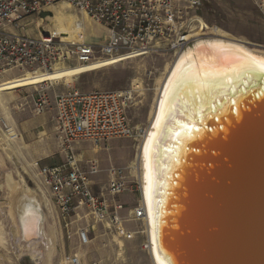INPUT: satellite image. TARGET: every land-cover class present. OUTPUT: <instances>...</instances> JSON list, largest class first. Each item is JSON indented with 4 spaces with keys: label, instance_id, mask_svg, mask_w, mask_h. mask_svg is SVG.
<instances>
[{
    "label": "built area",
    "instance_id": "obj_1",
    "mask_svg": "<svg viewBox=\"0 0 264 264\" xmlns=\"http://www.w3.org/2000/svg\"><path fill=\"white\" fill-rule=\"evenodd\" d=\"M264 18V0H253ZM208 0H0V84L12 72L48 73L72 65H91L101 61L140 58L158 50L173 52L174 58L188 45V37L208 28L202 11ZM68 5L105 33L99 40L88 37L87 30L78 41H64L35 22L41 12ZM47 19V18H45ZM42 21L44 19H41ZM29 27H34L31 30ZM30 29V30H29ZM29 31H33L29 34ZM24 75V74H23ZM45 84V83H44ZM43 85V84H42ZM53 87V85H51ZM37 89V88H35ZM136 91L83 92L70 84L54 98V124L62 164L44 167L39 174L49 189L59 219L64 222L67 239L76 235L81 246L90 243L88 227L71 232V218L81 208L95 222L108 223L122 230L124 206L117 198L124 193L138 196L137 206L129 211L130 220L141 222L145 230L143 250L155 264L147 228L148 213L143 199L140 172V148L145 130L132 125L129 111ZM34 112L43 115L50 108L48 95L37 89ZM3 131L10 127L3 121ZM5 135V133H4ZM114 139H132L137 143L134 162L127 167L107 170L108 195L97 196L91 177L98 173L91 163L85 169L78 160L75 145L90 142L108 149ZM130 239L134 234L128 235ZM65 264H82L78 255L66 257Z\"/></svg>",
    "mask_w": 264,
    "mask_h": 264
},
{
    "label": "water",
    "instance_id": "obj_2",
    "mask_svg": "<svg viewBox=\"0 0 264 264\" xmlns=\"http://www.w3.org/2000/svg\"><path fill=\"white\" fill-rule=\"evenodd\" d=\"M228 58L226 70L240 61ZM199 76L188 70L170 99L150 205L143 189L154 263L264 264V72Z\"/></svg>",
    "mask_w": 264,
    "mask_h": 264
},
{
    "label": "rangeland",
    "instance_id": "obj_3",
    "mask_svg": "<svg viewBox=\"0 0 264 264\" xmlns=\"http://www.w3.org/2000/svg\"><path fill=\"white\" fill-rule=\"evenodd\" d=\"M64 6L68 5H58L56 10L49 11L51 16L46 17L47 19L39 16L34 17L35 22L40 28H45L47 32L55 33L57 36L59 34L58 37L61 38H78L79 35L74 30L75 21L82 22L88 37L92 30L102 29L75 9L71 7L66 9ZM202 16L209 27L227 32L256 49L261 50L260 48L264 47V18L253 0H208L202 11ZM29 28L34 30V27ZM71 28L73 29L71 30ZM32 33L33 31H29V34ZM104 35L103 32L98 33L96 36H92V40L99 42ZM173 60V52L162 49L70 80L47 82L43 85L18 89L0 95V264H42L46 254V248L42 243L44 238L39 243L31 245L22 241L17 212L12 214L10 211L11 188L14 185L12 183H20L23 190L33 193L34 197L39 199L41 195L37 189L39 168L62 162L59 155H48V151L51 149L49 148L48 133L45 132L38 136L33 132V136L26 140V145L25 142L17 139L19 135L16 131L17 129L21 130L23 120L35 118L33 97L36 90L44 91L52 106L53 90L51 85L70 84L83 92L94 90L128 91L133 87L136 94L134 104L129 111V118L135 128L145 130L151 124L156 110L158 89H161L168 76ZM79 66L75 64L64 68ZM21 76L27 75L15 71L5 80ZM3 121L10 127L7 132L3 131ZM31 141L34 145H31ZM36 142H43L44 147L36 148ZM75 146L78 160L92 161L98 170V173L91 177L94 193L107 199L112 198L107 191V170L111 166L125 168L131 165L135 159L137 143L132 139H114L109 142L108 149H105L104 146L96 147L90 142H80ZM90 166L89 163L84 164L85 169H89ZM117 201L126 205L123 212L122 230L110 226L108 223L95 222L87 215L86 208L79 209L75 219L71 218V221L82 218L74 225V227L77 225L79 227H75V229L72 227L73 234L81 226L88 227L90 243L82 248L78 247L76 237L71 240L67 239L64 222L57 219L55 210L51 213L53 210L48 206L45 207L44 203L42 210L49 219V223H45L44 226L45 232L47 231V234L50 232L48 229L54 224V219L55 223H58L57 226H52L55 233V253L51 264H65L66 257L73 254L74 248H77L75 252L81 256L84 264H148L146 255L140 246V239L128 237L133 231L140 230L136 223L130 221L129 216V211L136 207L135 200L128 194H122L117 198ZM129 205L135 207L129 208L127 207Z\"/></svg>",
    "mask_w": 264,
    "mask_h": 264
},
{
    "label": "bare ground",
    "instance_id": "obj_4",
    "mask_svg": "<svg viewBox=\"0 0 264 264\" xmlns=\"http://www.w3.org/2000/svg\"><path fill=\"white\" fill-rule=\"evenodd\" d=\"M67 7L69 6H64L66 9ZM56 9L57 7H51L48 11ZM207 27L208 28L205 29L204 26L203 33L198 32L188 37L189 43L187 47L174 58L168 76L161 86V89H158L156 110L150 126L145 130L139 155L141 181L147 205L151 203L150 193L153 181L151 161L155 152L154 147L157 143L159 130L168 111L171 109L172 94L177 89V84L185 78L184 76L188 70L192 69L196 73H199V78H207L212 81L224 80L227 77L231 79L246 69L264 72V70H262L264 69V47L260 48L261 50L256 49L252 47V45L242 42L244 40L236 38L227 32L218 31L215 27ZM74 28V30L77 31L75 33L79 35L77 39L59 38L64 41H78L81 38L80 33L82 36L84 35L82 32L85 31L82 22L75 21ZM72 29L73 28H71V30ZM102 32L103 29L99 31L92 30L91 36H96L98 33L101 34ZM58 36L60 35L58 34ZM227 54V61L229 60L228 57L233 56H237L240 61L226 70V67H224L226 62L224 55ZM131 59L135 58L107 62L101 61L91 65H80L77 68H58L53 72L41 73L40 75H36L40 72L36 74L28 72L25 77H14V79L0 84V95L11 93L18 89L32 88L47 82L70 80L74 77L109 68L118 65L120 62L129 61ZM206 73L209 75H206ZM30 74L36 76H31ZM12 184L14 185H12L11 188L12 205L10 211L12 214L17 212L21 239L29 245L39 243L43 236V230L47 219L42 210L41 202L37 197H34L33 193L27 194V192L21 188L20 183L18 184L15 182ZM147 228L149 229V221L147 223ZM46 238L49 241H47L44 261L48 263L55 253V233L50 230L48 234L46 233Z\"/></svg>",
    "mask_w": 264,
    "mask_h": 264
},
{
    "label": "crops",
    "instance_id": "obj_5",
    "mask_svg": "<svg viewBox=\"0 0 264 264\" xmlns=\"http://www.w3.org/2000/svg\"><path fill=\"white\" fill-rule=\"evenodd\" d=\"M65 88V86L63 85V86H61V85H53V87H52V90H53V102H52V106L50 105V108H49V110H47V112L45 113V114H43V115H36L35 114V112H34V115H35V118H30V119H27V120H23V122H22V124H21V130H19V129H17V134L19 135L18 137H17V139L18 140H21V141H23V143L25 142V145H26V140L28 139V138H31L32 136H33V132L36 134L37 133V135L38 136H40L41 134H43V133H48V138H50V142H49V148H51L49 151H48V155H54V156H56V155H59L61 158H62V162L60 163V164H62L63 163V161H64V157H63V155L62 154H60V152H59V148H58V143H57V140H56V133H55V124H54V103H55V101H54V98H55V95L57 94V93H59V92H61L63 89ZM36 95V94H35ZM35 97V96H34ZM33 97V103H34V98ZM38 129H41V130H38ZM37 131V132H36ZM32 142V144L31 145H34L33 144V141H31ZM48 144V143H47ZM78 144V143H77ZM76 144V145H77ZM36 148H41V147H44V143L43 142H36V146H35ZM76 147V146H75ZM82 157V156H81ZM84 162V161H83ZM85 163H89V164H91V163H93L92 161L90 162V161H85L84 162V164ZM60 164H57V165H60ZM57 165H53V166H57ZM44 167H52V166H43V167H41V168H39V171H38V181H39V184H37V189H38V191H39V193H41V195H40V197H39V200H40V202H41V207L43 208V204L45 205V207H50V209L51 210H53V211H51V213H53L54 212V210H55V213H56V215H57V219H59V215H58V211H57V209H56V206H55V204H54V201H53V198H52V195H51V193H50V191H49V189L48 188H46L44 185H43V183H42V179H41V177H40V174H39V172H40V170L42 169V168H44ZM112 167V166H111ZM115 167H119V166H115ZM27 192V191H26ZM27 194H28V192H27ZM124 194H128L130 197H132L134 200H135V203H136V205L135 206H137V203H138V196L136 195V194H132V193H124ZM121 196V195H120ZM42 199V200H41ZM121 203V202H120ZM123 206H126L125 204H123V203H121ZM135 206H132V205H129V206H127V207H129V208H133V207H135ZM125 210V209H124ZM124 210L122 211V213H121V216L123 217V219H124V216H123V212H124ZM78 212V211H77ZM45 214V213H44ZM78 213H76L75 215H77ZM75 215L72 217L73 219H75ZM45 216H46V224L47 223H49V219H48V217H47V215L45 214ZM82 218H79V219H77V221H73V227H74V225L75 224H77L78 222H79V220H81ZM55 219H54V224H52V226H57L58 225V223L56 222L55 223ZM130 221H132L133 223H136L138 226H139V231H133V234H134V238H139L140 239V246H141V248H142V243H143V241H144V234H143V231L145 230V227H144V225L141 223V222H139V221H135V220H130ZM129 221V222H130ZM57 224V225H56ZM52 226H49L50 228L48 229V230H52V232H53V228H52ZM75 227H79L78 225L77 226H75ZM75 227H74V229H75ZM81 227H83V226H81ZM45 229V228H44ZM74 232H76V231H74ZM46 233H47V231L45 232V230H43V236H42V238H44V241H42V243H43V245H44V247L46 248L47 247V241H49L47 238H46ZM76 237V239H77V243H78V247L79 248H82L83 246H81L80 245V241H79V239H78V237L76 236V235H74V237L73 238H75ZM41 238V239H42ZM72 238V239H73ZM133 238V239H134ZM74 250V251H73ZM72 251H73V254H70V256H74V255H78L79 257H81L77 252H75L76 250H77V248H74ZM142 251L145 253V255H146V260H147V262H148V264H151V259H150V257L148 256V254L143 250V248H142ZM54 257V255L52 256V258ZM52 258H51V260H52ZM44 260H45V258H44ZM43 260V262H42V264H51V260L48 262V263H45V261ZM54 260V259H53ZM81 263L82 264H84V262L82 261V259H81Z\"/></svg>",
    "mask_w": 264,
    "mask_h": 264
},
{
    "label": "snow or ice",
    "instance_id": "obj_6",
    "mask_svg": "<svg viewBox=\"0 0 264 264\" xmlns=\"http://www.w3.org/2000/svg\"><path fill=\"white\" fill-rule=\"evenodd\" d=\"M262 70H264V69H262ZM206 75H209V74H207V73H206ZM199 86H200V87H203L204 85H203V84H201V85H199Z\"/></svg>",
    "mask_w": 264,
    "mask_h": 264
}]
</instances>
